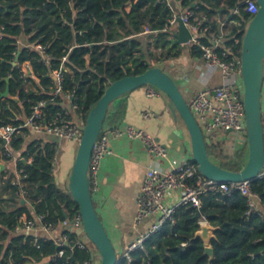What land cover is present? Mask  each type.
Masks as SVG:
<instances>
[{
	"label": "trees",
	"instance_id": "16d2710c",
	"mask_svg": "<svg viewBox=\"0 0 264 264\" xmlns=\"http://www.w3.org/2000/svg\"><path fill=\"white\" fill-rule=\"evenodd\" d=\"M179 8H193L205 16L204 26L219 32L216 17L230 16L228 30L238 38L235 50L241 54L243 36L253 18L242 5L244 0H176ZM239 7V12L234 11ZM172 11L162 0H0V120L18 124L30 115L32 107L46 101L48 113L64 111L62 96L54 101L55 70L65 61L63 90L74 91L77 113L86 122L91 108L98 102L106 87L127 75L144 72L152 67L141 50L138 36L148 28L157 45L167 48L170 34L161 29ZM154 33V34H151ZM41 44L44 52L29 46ZM209 43V35L201 38ZM172 45V44H171ZM195 55L201 56L193 44ZM178 44L168 48L164 59L179 57ZM50 56L49 63L45 58ZM20 64L29 62L32 74H25ZM9 86V96L1 94ZM18 98V100L15 99ZM125 96L109 108L103 130L122 123ZM71 118V116H69ZM207 140L210 158L231 171L244 167L249 153L248 136L234 151H225L221 143ZM24 138L17 136L11 143L18 150ZM58 142L52 137H39L23 151L18 168L26 173L25 196L18 185L12 184L16 174L0 171V264H81L91 257V250L60 246L45 237L37 240L30 234H14L23 215L37 214L56 226L79 213L67 184L60 187L54 173ZM11 160L5 143L0 140V157ZM252 190L259 194L264 207V178L254 180ZM25 200V202H23ZM30 204L34 207L33 210ZM261 210L249 212L248 198L239 191L230 194L209 193L202 198L200 208L179 206L173 222L145 241V250L131 252L129 260L123 254L119 264H264V216ZM215 228L211 241L214 256L205 253L202 238L196 237L201 222ZM75 238L74 233H70ZM63 251V255L58 253Z\"/></svg>",
	"mask_w": 264,
	"mask_h": 264
},
{
	"label": "built area",
	"instance_id": "2783aa9c",
	"mask_svg": "<svg viewBox=\"0 0 264 264\" xmlns=\"http://www.w3.org/2000/svg\"><path fill=\"white\" fill-rule=\"evenodd\" d=\"M166 2L172 14L166 19L165 26L161 31L169 32L172 26L177 27L179 20L189 28L193 34L190 41L199 46L204 60L205 67L197 68L203 70L207 68L209 79L216 73L221 76V82L217 85H208L207 80L204 85L196 91L194 96L188 102L194 113L200 127L202 128L206 139H216L220 133L247 135L246 111L244 104V82L241 67V54L235 50V45L239 43L238 38H231L232 43H227L229 39L224 40L219 32L210 31L209 26H204L205 16H200L195 9L186 8L181 10L176 0H162ZM242 5L251 14L255 15L259 9L258 0H244ZM239 12V7L234 11ZM216 19V18H215ZM217 21V20H216ZM230 21V16L226 17L220 23V29ZM153 32L146 29L144 33ZM209 35V43L202 42L201 38ZM24 46L38 49L42 52L44 47L41 44L26 43ZM50 56L45 58L49 63ZM68 56L62 57V65L59 70L53 72L56 80V88L53 90L51 101L57 96H62L61 103L64 111H56L49 114L46 101H40L32 107L29 116L21 119L18 124L3 123L0 120V140L5 143L7 153L13 155L11 143L17 136L27 137L30 131L37 134L49 135L55 139H70L79 141L83 134L84 122L76 115L78 104L76 103L75 92L65 93L63 90L64 67ZM21 65L25 74H32V67L29 62ZM147 94H157L152 85H147ZM264 88V87H263ZM154 112L146 111V118L153 117ZM71 116V118H69ZM262 122L264 124V89L262 92ZM127 135L129 137L141 138L153 156L154 162L147 168L145 178L142 182L135 214V223L140 224L149 217L155 220L146 232L141 233L123 253L127 259L131 260V252L140 248L145 250V241L153 234L159 232L167 222H173L176 209L179 206L200 208L203 196L209 193L230 194L233 191H239L248 198L249 212L261 210L264 216V207L260 204V196L252 188V180L239 182L219 181L206 177L198 168V165L192 158H178L171 155L167 146L161 143L155 136L145 129L136 128L133 125L117 126L101 131L92 150L89 175L91 179V189L94 194L99 187V172L103 159L113 153L110 145V137H120ZM236 148V146H235ZM57 156L54 159V165ZM26 177L23 169L18 168L16 176L12 179V184L18 185L21 196H25ZM264 178V169L260 172L259 178ZM206 221H202L204 223ZM61 229V233L56 235L55 231ZM18 234H30L38 238L45 237L52 239L60 246H69L72 249H89L88 243H92L86 235L83 226V220L80 212L73 219L66 218L56 226L44 220V216L35 213L31 218L23 215L20 223L16 226ZM39 231H42L41 235ZM70 233L76 235L71 238ZM83 237L87 240H83ZM63 255V251L58 253ZM101 255L91 252V257L85 259L81 264H100Z\"/></svg>",
	"mask_w": 264,
	"mask_h": 264
},
{
	"label": "water",
	"instance_id": "95a60500",
	"mask_svg": "<svg viewBox=\"0 0 264 264\" xmlns=\"http://www.w3.org/2000/svg\"><path fill=\"white\" fill-rule=\"evenodd\" d=\"M23 4V0H22ZM259 9L250 20L243 36L241 48V67L244 82V104L249 153L247 161L240 171L228 170L214 162L207 150V140L194 113L192 112L181 87L175 79L160 66H152L144 72L127 75L110 83L98 102L88 113L83 127L77 153L69 177V189L73 199L79 205L86 235L95 244L101 255L100 264H119L121 256L99 216L93 192L89 168L93 147L103 129L110 105L131 91L152 85L163 91L169 98L168 105L176 119H183L191 139L192 159L202 174L219 181L239 182L257 180L264 169V124L262 122V92L264 86V0H258ZM171 36L172 45L184 47L192 40L193 34L182 20ZM9 95V86L1 94ZM16 100L18 98L15 97ZM215 228L208 223L201 224L196 237L202 238L205 253L214 256L211 241L215 237Z\"/></svg>",
	"mask_w": 264,
	"mask_h": 264
},
{
	"label": "crops",
	"instance_id": "0c3cea01",
	"mask_svg": "<svg viewBox=\"0 0 264 264\" xmlns=\"http://www.w3.org/2000/svg\"><path fill=\"white\" fill-rule=\"evenodd\" d=\"M216 20L219 23L218 29L223 39H230L228 35V23L220 29V23L224 20V17L217 16ZM150 37L154 38L153 36ZM26 43L28 42L24 38H20L18 41L20 46H24ZM178 45L181 46L180 48L183 52H181L180 56L175 60L176 62L174 65L177 66L180 71L182 69L184 70H182L184 76L181 79L180 87L181 89L186 88L187 92L191 93V98L207 80H209L208 85L210 86L217 85L221 82L219 73L214 74L209 79L210 71L207 68L202 71L197 70V68L202 66L205 67V63L203 58L195 55L190 47L193 45L192 42H189L186 47L180 44ZM147 89L148 86L146 85L131 91L125 96L124 102L126 105V112L122 123L118 126L124 127L133 125L136 128L145 129L167 146L172 156L190 158V156L183 154V150L187 147H185L186 141L184 140V132L179 129V118L176 119L174 117L168 105V96L158 89L156 90L157 94L148 95ZM146 111L154 112L155 115L146 118L144 116ZM229 135L231 134L220 133L216 139L212 140L218 141L224 145H229V143H227V139L230 138ZM234 135L236 136L235 143H238L232 145L238 148L244 141L245 136ZM48 136L49 135L37 134L30 131L27 137L24 138L25 141L21 144V147L18 150L12 149L13 155L11 160H6L2 156L0 157V171L17 174L18 162L23 158L22 154L27 145L36 138H46ZM56 140L61 144V149L58 145L54 173L58 185L60 187H65L66 179L71 173L75 159L76 142L70 139ZM110 145L113 149V153L106 156L102 161L98 178L99 187L96 192H94L93 197L99 216L107 228L118 255L121 256L127 247L135 241L141 233L149 229L155 220L154 217H149L140 224L135 223L140 188L145 178L146 170L154 162V159L146 148L143 140L138 137H129L127 135L120 137L111 136ZM232 145L230 146L232 147ZM236 148L234 147V149ZM59 150L61 151L60 157ZM63 156L67 158V162L59 178L56 173L59 168H57V164L59 159L61 160ZM23 202H25V200H23ZM30 207L33 210L34 207L31 204ZM33 212L35 214L34 210ZM60 231L61 229H57L55 231L56 235H59L61 233ZM18 233L20 232L14 231L13 235ZM39 233L41 235L43 234L42 231H39Z\"/></svg>",
	"mask_w": 264,
	"mask_h": 264
},
{
	"label": "rangeland",
	"instance_id": "374dc122",
	"mask_svg": "<svg viewBox=\"0 0 264 264\" xmlns=\"http://www.w3.org/2000/svg\"><path fill=\"white\" fill-rule=\"evenodd\" d=\"M175 31H176V25L172 26L171 29L169 30L168 33L170 34V37L174 34ZM149 34L150 33H142L138 36V39L140 40L139 45H140L141 50L138 51L136 54H141V53L146 54V59L150 65L160 66L161 68H163L167 73H169L175 79V81L180 86V82H181V79L183 78L184 74L182 72L183 69L180 71L179 68L174 65L176 62L175 60L178 57L168 58L166 60L162 57V54H165L166 51L168 50V48L172 47V45L167 44V48L163 49L162 46L157 45V43L155 41L156 39L151 38L149 36ZM151 34H154V33H151ZM179 47H181V46H179ZM190 47L192 48L193 45H191ZM181 52H183V50H181ZM161 92H163V91H161ZM182 92H183L185 98L187 99V101L189 102L191 100V93H188L186 88H182ZM76 115H78L77 111H76ZM178 122H179V129H181L184 132V137H185L184 140L186 141L185 147L187 146L186 149L183 150V154L190 156V158H192V147H191V142H190L191 141L190 134H189L188 129H187V127H186V125H185V123H184V121L180 115H179V121ZM229 136H230V138L227 139V143H229V145L221 144V146L223 147V149L225 151L234 152L237 148L234 149L235 146H233L232 144L236 145L238 142L235 143L236 136L234 134H231ZM189 139H190V141H189ZM75 142H76V145H75V156H76L80 140L75 141ZM58 145L60 146V149H61V144L58 143ZM230 145H232V147ZM60 156H61V151L59 150V157ZM66 162H67V158L64 156L62 157L61 160L59 159V162L57 164V168L58 167L59 168L56 172L57 176L59 178L63 173L64 166H65ZM69 177H70V174L68 175V177L66 179V182H65L66 185L69 183ZM81 238L87 242V240L83 237V235L81 236ZM88 247L91 250V252H95L96 254L99 253L98 249L96 248V246L93 242L88 243Z\"/></svg>",
	"mask_w": 264,
	"mask_h": 264
},
{
	"label": "flooded vegetation",
	"instance_id": "af4514ba",
	"mask_svg": "<svg viewBox=\"0 0 264 264\" xmlns=\"http://www.w3.org/2000/svg\"><path fill=\"white\" fill-rule=\"evenodd\" d=\"M18 66V65H17ZM9 96V95H8ZM7 97V96H6ZM2 98H5V97H2Z\"/></svg>",
	"mask_w": 264,
	"mask_h": 264
}]
</instances>
